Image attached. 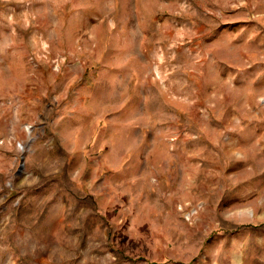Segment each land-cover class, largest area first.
I'll list each match as a JSON object with an SVG mask.
<instances>
[{
  "label": "rangeland",
  "instance_id": "374dc122",
  "mask_svg": "<svg viewBox=\"0 0 264 264\" xmlns=\"http://www.w3.org/2000/svg\"><path fill=\"white\" fill-rule=\"evenodd\" d=\"M0 264H264V0H0Z\"/></svg>",
  "mask_w": 264,
  "mask_h": 264
}]
</instances>
